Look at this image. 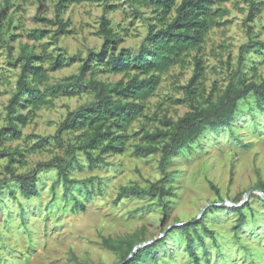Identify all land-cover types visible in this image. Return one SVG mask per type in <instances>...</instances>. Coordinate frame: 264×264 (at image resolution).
I'll use <instances>...</instances> for the list:
<instances>
[{"label": "rangeland", "instance_id": "1", "mask_svg": "<svg viewBox=\"0 0 264 264\" xmlns=\"http://www.w3.org/2000/svg\"><path fill=\"white\" fill-rule=\"evenodd\" d=\"M256 1L262 6L253 22H247L250 0L217 4L223 16L199 52L204 65L195 87L199 102L220 97L230 81L240 86L243 78L264 79V49L242 54V47L251 40L264 42V0ZM58 2L0 0V128L7 125V105L21 73L23 44L33 45L43 58L62 50L87 58L90 50L98 52L103 47L99 29L104 15L122 38L118 50L137 51L147 36V23L133 14L126 0H82L69 3L61 16L67 32L56 40ZM146 15L152 16L151 11ZM10 18L14 23L8 28ZM35 29L46 31L41 40L30 38ZM195 54L163 76L142 115L129 127L123 153L108 154L105 163L96 165L82 151L68 157L73 164L69 178L79 182L69 190L59 180L57 169L44 170L38 176L39 195L24 198L8 169L9 157L0 152V264H125L121 252L103 244L104 239L117 242L122 238L155 245L154 255L146 256L145 264H195L187 237L177 227L198 219L204 208L202 223L213 235L198 227L204 241L196 239L194 248L201 264H264V194L256 191L264 193V103L259 104L253 94L242 99L230 124L209 128L199 140L183 147L168 163L166 173L160 167V152L145 156L135 152L136 145L144 143L143 130L164 128L160 123L164 116L177 120L191 110L186 86L194 75ZM82 64L77 61L56 68L45 59L49 84L79 74ZM102 70L97 69L95 75L88 72L86 79H126L124 74ZM49 99L50 104L21 126L19 139L0 144V150L23 151L24 157L17 156L22 163H11L16 173L32 171L40 162L66 154L54 135L68 113L93 102L95 93L82 87L60 91ZM18 112L26 114L28 109ZM79 135L80 131L70 130L62 137L66 143L77 144ZM152 183L171 188L172 195L164 198L166 205L150 196L117 201L121 187L149 188ZM250 191L243 210L247 220L236 231L239 212L231 203L242 204Z\"/></svg>", "mask_w": 264, "mask_h": 264}, {"label": "trees", "instance_id": "2", "mask_svg": "<svg viewBox=\"0 0 264 264\" xmlns=\"http://www.w3.org/2000/svg\"><path fill=\"white\" fill-rule=\"evenodd\" d=\"M80 1L82 0H59L55 22L58 24V29L54 32V39L57 40L59 35L67 32V24L61 16L69 3ZM222 1L225 0H126L133 14L144 20L148 27L147 36L137 51L131 48L118 50L122 38L111 26V19L106 15L101 17L99 29V33L104 38L103 47L98 52L90 50L87 58H82L80 55L70 56L64 50L56 56L43 58L37 54L33 45L23 44L20 51L21 73L7 105V125L0 128V144L4 140L19 139L22 134L21 126L27 125L36 111L52 102L49 99L50 95L67 89L74 91L87 87L95 93V100L70 111L54 135L56 141L66 149L64 156L40 162L32 171L16 173L11 163H22L17 156L24 157L23 151L19 148L15 151L0 150L10 159L8 169L21 195L28 200L39 195L38 176L44 170L57 169L59 180L64 182L67 190L73 184L79 183L70 179L68 175V169L73 165L68 157L78 151H82L87 156L91 165L105 163L108 154L123 153L130 138L129 127L142 115L146 102L155 95L163 76L174 67L183 65L187 57L194 52L196 53L193 56L195 71L186 86L191 110L177 120L164 116L160 120L164 128L157 127L153 131L143 130L144 143L136 145V154L145 156L160 152V167L166 173L168 163L183 147L199 140L209 128L216 129L230 124L242 99L253 94L258 103L263 104L264 79L258 82L243 78L240 80V86L230 81L220 97L215 99L210 96L203 103L197 100L198 93L195 87L204 73L203 58L199 52L209 32L219 24V19L223 16L224 10L217 7ZM261 6L262 4L256 0H250L247 22L254 21ZM147 10L151 11L152 16L146 15ZM13 23V19L10 18L8 28H11ZM45 34V30L35 29L29 36L37 41ZM249 49L263 52L264 42L251 40L242 47V54ZM45 59H49L56 68L77 61L83 64L79 74H73L62 82L49 84L48 70L44 65ZM97 69H103L102 71L107 73L124 74L126 79L122 78L117 82L103 81L94 77L86 79L88 72L95 75ZM20 108L28 109V112L20 113L18 112ZM70 130L81 132L77 144L64 142L62 135ZM212 187L218 191L216 186L212 185ZM261 187L264 190V182L261 183ZM10 191L12 197L16 198L15 190L10 188ZM170 195H172L171 188L160 183H152L149 188L126 185L121 187L117 201H121L124 197L150 196L158 197L162 204L166 205L164 198ZM247 206L248 204H245L242 207L232 208L239 212L236 231L247 220L243 211ZM202 221V218L196 219L177 227V230L187 237L188 250L195 264H201V258L194 248L196 239L204 241L202 234L198 232V227L203 226L213 235V231L209 230ZM103 244L110 250L121 252L125 264H145L146 256L154 255L155 250V245L147 244L134 253L138 246L137 241L123 238L117 242L104 239Z\"/></svg>", "mask_w": 264, "mask_h": 264}, {"label": "water", "instance_id": "3", "mask_svg": "<svg viewBox=\"0 0 264 264\" xmlns=\"http://www.w3.org/2000/svg\"><path fill=\"white\" fill-rule=\"evenodd\" d=\"M256 191H257V192H260V193H262V194H264V193H263L262 191H260V190H256ZM251 193H252V191L248 192V193L245 195V199H244V201H243L242 204H235V203H232V206H233V207H242V206L245 204V202L248 200V197L250 196ZM205 209H206V208H204V209L202 210V213H201L200 217L198 218V220L201 219V217H202L203 212H204ZM182 225H184V224H182ZM145 245H147V244L138 245V246L135 248L134 253H135L139 248H142V247L145 246ZM134 253H133L132 255H134Z\"/></svg>", "mask_w": 264, "mask_h": 264}, {"label": "bare ground", "instance_id": "4", "mask_svg": "<svg viewBox=\"0 0 264 264\" xmlns=\"http://www.w3.org/2000/svg\"><path fill=\"white\" fill-rule=\"evenodd\" d=\"M259 194H261V193L259 192ZM231 205H232V203H231Z\"/></svg>", "mask_w": 264, "mask_h": 264}]
</instances>
